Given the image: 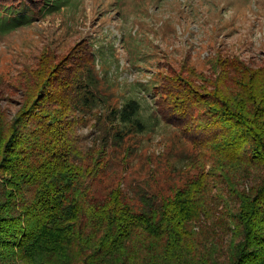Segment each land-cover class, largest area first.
<instances>
[{
	"label": "trees",
	"instance_id": "16d2710c",
	"mask_svg": "<svg viewBox=\"0 0 264 264\" xmlns=\"http://www.w3.org/2000/svg\"><path fill=\"white\" fill-rule=\"evenodd\" d=\"M58 6L0 0V34ZM70 52H41L10 84L17 111L0 105V264H264V63L216 52L208 77L189 63L161 73L157 119L181 145L169 173L184 174L131 196L97 187L110 150L131 156L151 124L136 97L103 84L92 43ZM89 126L99 135L87 145Z\"/></svg>",
	"mask_w": 264,
	"mask_h": 264
},
{
	"label": "rangeland",
	"instance_id": "374dc122",
	"mask_svg": "<svg viewBox=\"0 0 264 264\" xmlns=\"http://www.w3.org/2000/svg\"><path fill=\"white\" fill-rule=\"evenodd\" d=\"M55 1L58 8L0 34V78L8 81L3 85L10 88L20 80L24 69L34 66L47 49L68 57L76 43H92L103 84H112L109 88L118 98L136 97L143 118L151 124L147 134L127 143L137 146L131 156L124 147L110 150L111 167L97 190L102 193L113 184L131 196L133 188L163 190L168 175L174 184L184 174L169 173L181 145L174 127L158 121L151 86L160 81L161 73L179 71L187 63L208 77L214 72L209 64L216 52L238 56L252 66L264 63V0ZM20 93L10 88L0 105L14 114ZM78 132L87 145L99 135L90 126Z\"/></svg>",
	"mask_w": 264,
	"mask_h": 264
}]
</instances>
